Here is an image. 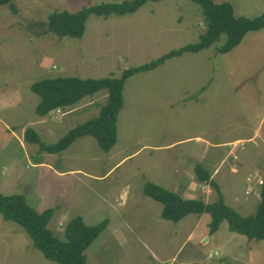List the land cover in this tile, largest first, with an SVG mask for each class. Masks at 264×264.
Segmentation results:
<instances>
[{
    "label": "rangeland",
    "instance_id": "rangeland-1",
    "mask_svg": "<svg viewBox=\"0 0 264 264\" xmlns=\"http://www.w3.org/2000/svg\"><path fill=\"white\" fill-rule=\"evenodd\" d=\"M127 1L13 0L16 13L0 6V192L23 195L40 212L54 209L50 227L62 239L78 216L88 226L107 221L86 251L88 264H264V241L232 232L228 221L211 234V214H191L179 223L165 220L163 204L145 193L150 182L183 198L188 191L205 202L218 200L217 192L197 178L194 156L202 154L220 170L214 180L225 200L233 206L235 197L250 198L241 213L257 212L264 189L259 182L264 179V31L249 34L227 54L216 51L223 36L209 49L132 77L110 153L92 137L61 155L26 140L33 130L43 145L55 146L98 118L108 101L101 92L41 118L35 83L117 78L197 43L205 32L201 7L187 0L149 3L124 17L91 16L83 38H60L50 31L56 12ZM212 1L232 5L239 18L264 16V0ZM180 171L192 190L176 189ZM107 174L100 181L90 178ZM205 236L210 241L203 243ZM0 264L57 263L20 225L0 215Z\"/></svg>",
    "mask_w": 264,
    "mask_h": 264
},
{
    "label": "trees",
    "instance_id": "trees-1",
    "mask_svg": "<svg viewBox=\"0 0 264 264\" xmlns=\"http://www.w3.org/2000/svg\"><path fill=\"white\" fill-rule=\"evenodd\" d=\"M161 1L131 0L120 4H100L85 8L78 13L56 12L50 16V31L60 38H83L91 16L108 19L135 15L147 4ZM187 1L202 9L205 32L197 43L173 50L150 63L127 69L117 78H48L35 83L33 92L42 98L38 108L41 118L48 117L54 111L77 106L85 99L101 92H106L108 101L101 109L98 118L74 129L55 146L43 145L40 137L33 130L26 132V140L42 145L44 151L49 154L61 155L80 139L92 137L103 152L110 153L118 142V119L124 108V89L132 77L155 70L169 59L209 49L222 41L223 36H226V39L216 51L218 54H227L239 47L249 34L264 31V16L254 20L239 18L235 16L233 6L227 3L217 5L212 0ZM0 6H10L13 13L18 12L13 6V0H0ZM196 175L201 183L217 192L218 200L207 203L202 198L185 199L154 183H146V196L163 204V219L179 223L191 214H211V234L216 233L220 226L228 221L232 232L244 235L250 241H264V189L257 212L254 215L244 216L226 203L211 173L204 167L197 165ZM54 213V209L38 211L27 203L23 195L6 197L0 192V215L7 221L20 225L31 236L35 247L48 260L57 264H88L86 251L106 229L108 222L102 221L97 225L88 226L84 219L78 216L68 223L65 239H62L50 227Z\"/></svg>",
    "mask_w": 264,
    "mask_h": 264
},
{
    "label": "crops",
    "instance_id": "crops-1",
    "mask_svg": "<svg viewBox=\"0 0 264 264\" xmlns=\"http://www.w3.org/2000/svg\"><path fill=\"white\" fill-rule=\"evenodd\" d=\"M58 111H63V110H58ZM194 158L197 159V162L195 163V170H196V166L197 165H201L202 167H204L205 170H207L209 173L212 174V179L213 180L214 179H216V180L218 179V176L220 174V170L218 171V169L217 170L214 169V162H210V163L209 162H205L204 156L202 154L199 155V156H194ZM198 159H200V160H198ZM109 174H107V176H105L103 178H97V177H90V178H92V179H94L96 181H100V180L106 179ZM177 179H178V182H177L176 189H181V188H184L185 189L186 188V189L192 190V187H190V183L186 180L187 178L185 177L184 173H182V171H180V175L178 174ZM202 184H204V183H202ZM204 186H205V184H204ZM205 187H210V186H205ZM257 191H260V190H257ZM184 196L187 197L185 199H196V197H193L192 195H190L188 191H185L184 192ZM225 201H226V203L229 206H231L230 203L227 200H225ZM261 201H258V203H257L258 206L261 204ZM251 202H252V200L250 198H247L245 201H243L240 198L235 197V199H234V205L231 206V207H233L234 209L238 210L241 213L242 211L248 209V207L250 206ZM207 203H210V202L207 201ZM257 204L256 205H253V203H252L253 206H257ZM253 209H254V207H253ZM253 212H255V211H253ZM241 214L244 215L243 213H241ZM203 215H205V214H203ZM203 215L199 216V218H201ZM244 216H249V215H244ZM197 226H198V223H197ZM216 233H214V234H216ZM233 237H235V236H233ZM206 239H208L207 240L208 242L210 241V238H208V237L205 236L203 238L202 242L205 243ZM234 239H236V238H234Z\"/></svg>",
    "mask_w": 264,
    "mask_h": 264
},
{
    "label": "built area",
    "instance_id": "built-area-1",
    "mask_svg": "<svg viewBox=\"0 0 264 264\" xmlns=\"http://www.w3.org/2000/svg\"><path fill=\"white\" fill-rule=\"evenodd\" d=\"M55 68L57 69V67H55ZM259 182H260V186H264V179H261ZM211 256H212V254H211Z\"/></svg>",
    "mask_w": 264,
    "mask_h": 264
},
{
    "label": "bare ground",
    "instance_id": "bare-ground-1",
    "mask_svg": "<svg viewBox=\"0 0 264 264\" xmlns=\"http://www.w3.org/2000/svg\"><path fill=\"white\" fill-rule=\"evenodd\" d=\"M208 240V239H207Z\"/></svg>",
    "mask_w": 264,
    "mask_h": 264
}]
</instances>
